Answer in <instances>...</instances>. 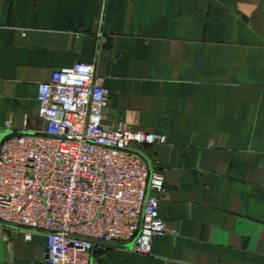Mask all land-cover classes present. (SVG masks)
Masks as SVG:
<instances>
[{
    "label": "crops",
    "instance_id": "crops-1",
    "mask_svg": "<svg viewBox=\"0 0 264 264\" xmlns=\"http://www.w3.org/2000/svg\"><path fill=\"white\" fill-rule=\"evenodd\" d=\"M78 62L105 124L167 137L142 147L167 233L150 254L96 241L92 264H264V0H0V139L42 130L39 84ZM45 248L0 222V264Z\"/></svg>",
    "mask_w": 264,
    "mask_h": 264
},
{
    "label": "built area",
    "instance_id": "built-area-1",
    "mask_svg": "<svg viewBox=\"0 0 264 264\" xmlns=\"http://www.w3.org/2000/svg\"><path fill=\"white\" fill-rule=\"evenodd\" d=\"M109 96L94 64L57 69L39 84L43 129L0 139V222L43 232L48 264H92L96 241L150 254L167 233L165 178L142 151L167 137L105 124Z\"/></svg>",
    "mask_w": 264,
    "mask_h": 264
},
{
    "label": "water",
    "instance_id": "water-1",
    "mask_svg": "<svg viewBox=\"0 0 264 264\" xmlns=\"http://www.w3.org/2000/svg\"><path fill=\"white\" fill-rule=\"evenodd\" d=\"M99 242V241H97ZM103 244H106V245H109V246H119V245H116V244H113V243H104L102 242ZM127 246H132V244H127Z\"/></svg>",
    "mask_w": 264,
    "mask_h": 264
}]
</instances>
